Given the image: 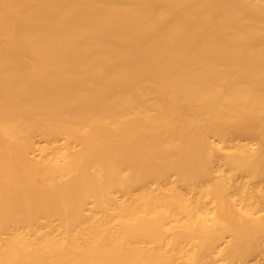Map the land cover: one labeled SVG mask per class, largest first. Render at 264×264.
Returning <instances> with one entry per match:
<instances>
[{
  "label": "bare ground",
  "instance_id": "1",
  "mask_svg": "<svg viewBox=\"0 0 264 264\" xmlns=\"http://www.w3.org/2000/svg\"><path fill=\"white\" fill-rule=\"evenodd\" d=\"M0 264H264V0H0Z\"/></svg>",
  "mask_w": 264,
  "mask_h": 264
}]
</instances>
